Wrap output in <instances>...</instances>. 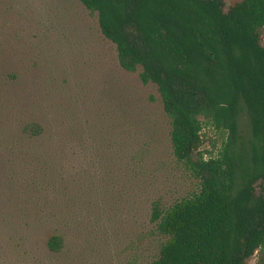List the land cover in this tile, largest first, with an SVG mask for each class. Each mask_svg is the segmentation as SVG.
<instances>
[{"label":"rangeland","instance_id":"obj_1","mask_svg":"<svg viewBox=\"0 0 264 264\" xmlns=\"http://www.w3.org/2000/svg\"><path fill=\"white\" fill-rule=\"evenodd\" d=\"M141 71L122 69L80 0H0V264L153 263L165 242L153 203L171 206L201 186L174 156L170 119ZM28 120L46 125L44 141H19ZM225 139L207 129L203 150L217 155ZM24 145L35 164L21 159ZM26 168L45 172L37 182L50 212H65L62 222L34 231L17 214V174ZM59 227L66 247L53 254L46 240Z\"/></svg>","mask_w":264,"mask_h":264},{"label":"trees","instance_id":"obj_2","mask_svg":"<svg viewBox=\"0 0 264 264\" xmlns=\"http://www.w3.org/2000/svg\"><path fill=\"white\" fill-rule=\"evenodd\" d=\"M80 1L98 16L122 69H141V82L157 87L174 156L200 181L189 198L153 203L151 222L165 242L152 264H247L264 255V0L229 7L224 0ZM207 129L226 136L217 155L203 150ZM18 130L21 143L35 144L47 127L28 120ZM21 154L36 163L25 145ZM22 172L17 214L34 231L62 222L65 212H50L45 185L37 182L45 172ZM46 246L53 254L65 250L61 227Z\"/></svg>","mask_w":264,"mask_h":264}]
</instances>
